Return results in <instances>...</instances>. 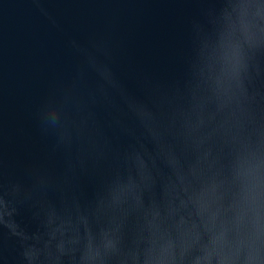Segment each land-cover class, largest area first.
<instances>
[{
    "label": "water",
    "instance_id": "1",
    "mask_svg": "<svg viewBox=\"0 0 264 264\" xmlns=\"http://www.w3.org/2000/svg\"><path fill=\"white\" fill-rule=\"evenodd\" d=\"M242 3L259 0H0V264H82L109 230L106 264H133L166 152L227 171L264 147V37L245 39ZM137 157L152 183L117 205Z\"/></svg>",
    "mask_w": 264,
    "mask_h": 264
},
{
    "label": "clouds",
    "instance_id": "2",
    "mask_svg": "<svg viewBox=\"0 0 264 264\" xmlns=\"http://www.w3.org/2000/svg\"><path fill=\"white\" fill-rule=\"evenodd\" d=\"M240 31L249 42L264 37V0L242 3ZM239 56L240 45L234 46ZM175 180L164 187L163 206L146 212L143 248L129 253L133 264H264V147H242L227 171L207 154L187 170L166 152ZM139 179L129 177L113 193L114 203H141L139 193L152 183L144 161L136 158ZM63 245L60 251L63 252ZM119 251L112 230L89 237L82 264H106Z\"/></svg>",
    "mask_w": 264,
    "mask_h": 264
}]
</instances>
